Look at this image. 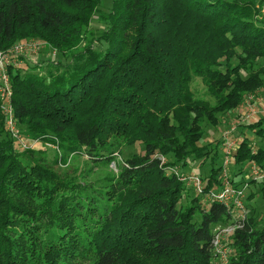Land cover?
<instances>
[{
    "label": "trees",
    "instance_id": "1",
    "mask_svg": "<svg viewBox=\"0 0 264 264\" xmlns=\"http://www.w3.org/2000/svg\"><path fill=\"white\" fill-rule=\"evenodd\" d=\"M101 4L0 0V50L22 33L66 57L43 76L8 72L20 135L61 152L49 160L21 148L0 105V264H215L212 227L232 221V210L194 198L181 210L185 188L169 169L207 154L202 121L263 87L264 0H112L106 12ZM95 15L103 29L87 41ZM261 120L245 128L264 140ZM250 150L247 139L236 148L234 178L243 164L264 169V148ZM72 153L116 172L95 181L60 167ZM216 185L210 176L201 194ZM232 224L226 264H264V224Z\"/></svg>",
    "mask_w": 264,
    "mask_h": 264
},
{
    "label": "rangeland",
    "instance_id": "2",
    "mask_svg": "<svg viewBox=\"0 0 264 264\" xmlns=\"http://www.w3.org/2000/svg\"><path fill=\"white\" fill-rule=\"evenodd\" d=\"M112 0H102V4L100 9L103 12L108 11L111 6ZM103 24L98 16H94L92 21L90 22L88 28L85 30L84 36L87 41H91L99 36L102 32ZM21 39L17 40L13 45L23 44L30 41H36L39 43L38 50L32 55L18 56L17 58V68L21 70L23 73H35L38 76H43L50 69L54 71L52 68L55 65H52L51 62H65L66 57L64 55H60L59 53L53 51L48 45L44 42L40 41V39L34 38L32 35L24 36L21 33ZM12 45V46H13ZM237 59L232 61L233 64L237 63ZM262 60H258L257 63H260ZM243 63V61H241ZM264 79V77H263ZM192 89L201 92L204 90L199 79L194 80L192 83ZM250 115L249 119H246V116ZM259 119H262V127H264V84L263 87L257 89L250 94H246L239 101V103L234 105L231 109L219 113L216 115L213 124H210L206 121H202L200 126L203 131V136L198 142L200 146L207 148V154L203 156L201 159L197 161H186V163H178L177 165L171 167L172 172H178L181 176L188 175H196L200 177L202 180V187L206 184L208 178L211 176L217 179L218 183L223 182V171L221 170L215 171L219 167L225 159V149L222 147V139L224 133H229V140L232 144L230 160L226 166V173L229 180H233L235 184H238L237 187H242L247 184V188L244 190V200H243V210L239 211L234 215L233 220L227 223H220L219 225H215L212 227V232L217 235L218 229L225 228L231 225L233 222L237 220L238 217H252L257 228H261L264 224V198L260 193V189L264 184V172H262L263 178L260 181L253 180V175L249 172L250 165L252 163L243 164L240 167V175L237 174L236 178H234V174L238 173V167H235L232 155H234L237 146L240 143L247 139L248 144L251 148V152H255V150L259 148H264V140L261 136L256 135L245 127L249 124H252ZM19 128L22 129L20 126ZM23 130V129H22ZM34 149L40 150L47 157V159L51 160L52 157H57L60 154V150L52 147V145L42 144L37 142ZM140 147H130L125 148L119 153L118 160H120V155L122 158H126L135 152H138ZM57 155V156H56ZM63 158L67 159L65 164L60 166L63 169L76 167L78 171H82V173L88 174V178L100 181L106 174H110L111 172H116L115 164L110 163V165L99 166L91 165L87 162V158L79 155L78 153H72L69 156L66 155ZM164 163H167L165 160ZM243 166V167H242ZM212 169V171H210ZM214 169V171H213ZM212 174V175H211ZM220 181V182H219ZM181 182V181H180ZM183 185L184 183L181 182ZM234 185V184H233ZM185 190L181 195V200L178 203V208L181 207V210H184L190 205V201L192 198L200 201L202 207L209 203L208 194L202 195L200 193H196L193 188L187 187L184 185ZM218 191V186L214 187V192ZM253 195V197L249 200L248 196ZM241 219V218H239ZM221 241V242H220ZM219 241L221 251L227 254V262L228 258L232 254V245H231V235H226L221 238ZM216 253V252H214ZM216 255V254H215ZM215 264H223L221 256L216 255Z\"/></svg>",
    "mask_w": 264,
    "mask_h": 264
},
{
    "label": "built area",
    "instance_id": "3",
    "mask_svg": "<svg viewBox=\"0 0 264 264\" xmlns=\"http://www.w3.org/2000/svg\"><path fill=\"white\" fill-rule=\"evenodd\" d=\"M39 47V43L36 41H30L23 44L13 45L7 51L0 50V105L1 111L5 118V127L6 131L11 135V137L18 143L21 148L24 149H34L36 146L37 141L28 142L25 140L21 135L20 131L17 127V120L14 116L13 107H12V88L11 82L9 77V69L17 68V58L18 56H25V55H32L34 54ZM250 115L246 116V119H249ZM222 147L225 149V159L222 162V175H223V182L220 183L221 186L218 191H215L211 194H208L209 201H215L217 203L224 204L228 209L232 210L233 217L239 211L243 210V200H244V190L247 188V184L242 187L233 186L231 180H229L227 173H226V166L230 160L232 144L229 140V133L226 132L223 135L222 139ZM162 164L164 163L165 159L163 157H159ZM253 175V180L260 181L263 178L262 170L257 167L255 163L250 165L248 168ZM171 171V169H169ZM172 172V171H171ZM173 174L179 178L181 182L184 183L187 187H191L194 189L196 193L201 194L202 190V180L200 177L196 175H188V176H181L178 172H173ZM237 212V213H236ZM243 219V216L238 217L237 219ZM236 229L235 224H231L225 228L218 229L217 235L214 234V252L217 256H221L223 264L227 262V254L224 250L221 251V245L219 241L221 238L225 237L226 235H232L233 231ZM221 242V241H220Z\"/></svg>",
    "mask_w": 264,
    "mask_h": 264
},
{
    "label": "crops",
    "instance_id": "4",
    "mask_svg": "<svg viewBox=\"0 0 264 264\" xmlns=\"http://www.w3.org/2000/svg\"><path fill=\"white\" fill-rule=\"evenodd\" d=\"M257 122V121H256ZM255 123V122H254ZM250 125V124H249ZM238 147V146H237Z\"/></svg>",
    "mask_w": 264,
    "mask_h": 264
}]
</instances>
